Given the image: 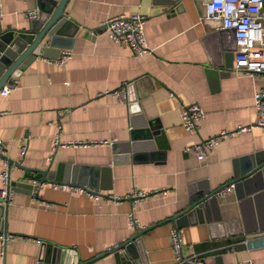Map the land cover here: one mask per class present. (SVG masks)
Instances as JSON below:
<instances>
[{"label": "crops", "instance_id": "0c3cea01", "mask_svg": "<svg viewBox=\"0 0 264 264\" xmlns=\"http://www.w3.org/2000/svg\"><path fill=\"white\" fill-rule=\"evenodd\" d=\"M52 1L57 0H0V27L27 30L30 18L24 11ZM134 12L145 16L150 51L142 55L114 43L99 28L109 16ZM204 14L199 0H179L177 10L166 0H67L64 16L72 24L71 40L61 43L71 47H52L43 54L40 46V53L54 58L69 49L71 57L61 66L35 57L13 75L14 84L0 98V138L5 142L0 168L12 159L55 172L57 182L84 179L93 186L88 181L96 178L95 188L124 198L93 200L46 185L35 194L33 188L20 187L4 213L0 209V229L17 235L7 243L0 264H37L43 241L64 248L74 262L92 258L85 264H127L108 247L128 242L136 256L133 264H173L172 224L182 233V253H198L205 264H264V228L244 229L234 188L218 196L202 220L182 217L192 195L235 182L245 157L264 150V129L254 125L252 107L253 91L264 79L231 70L232 29L202 19ZM126 81L132 82L125 103L110 91ZM191 101L205 112L195 132L180 123V105ZM145 120L160 125L163 134L157 142L143 138L146 132L139 125ZM58 131L60 141L108 142L54 149ZM222 131L226 134L202 159L185 150ZM131 137L133 151H121ZM22 174L10 166V180L32 183ZM134 187L165 193L133 201L125 195ZM131 208L138 229L126 223ZM252 223L264 225V211Z\"/></svg>", "mask_w": 264, "mask_h": 264}, {"label": "built area", "instance_id": "2783aa9c", "mask_svg": "<svg viewBox=\"0 0 264 264\" xmlns=\"http://www.w3.org/2000/svg\"><path fill=\"white\" fill-rule=\"evenodd\" d=\"M205 10L202 19L218 22L222 28L232 29L234 39V62L231 70L236 74H246L250 77L260 75L264 79V0H199ZM1 5V3H0ZM37 14V9H29L24 11V15L32 18ZM145 16L139 12L131 14L119 13L109 16L101 21L99 28L106 33L108 38L114 43L124 44L128 46L135 55H142L149 52L150 49L146 43L144 34ZM35 57H40L48 63L58 66L63 65L70 57L71 51L64 49L57 57H45L40 53V46L34 50ZM20 70L15 72L18 75ZM14 74V75H15ZM132 81L123 82L119 87L110 91L113 97L118 101L127 102L128 86ZM9 86L4 85L0 89V98L6 95ZM172 96L173 93L169 92ZM252 107L256 118L254 125L264 129V84L254 89L252 94ZM2 113V110H0ZM204 109L196 102L191 101L180 105L179 115L180 123L185 130L195 132L198 124L204 118ZM241 129L243 127H240ZM226 133L224 131L217 135H213L200 141L189 144L185 147L186 151H192L197 159H202L206 152L214 148L219 139ZM106 139L94 140H76L69 139L66 141L59 140V131L56 132L53 140V148L60 144L65 145H90L107 143ZM26 146L23 144L20 154L23 155ZM5 142L0 138V159L4 157ZM5 158V157H4ZM0 203L7 205L13 194L10 187V167L4 162L0 168ZM35 194L42 186L51 188H62L70 192L82 194L90 199L98 200L100 198L118 200L124 197L116 196L110 193L104 194L101 190L78 182L66 181L57 182L46 180L38 182L32 180ZM234 188V182L229 181L220 186L211 195L216 197L224 196L231 192ZM158 192L165 193L164 189H140L134 187L132 191L125 195L133 201L144 199L147 195L156 194ZM126 223L132 229L140 228V223L136 217L135 210L131 208L126 213ZM17 235L0 229V255L5 251L7 243ZM170 249L172 251L173 264H205L203 258L198 253H182L183 237L177 225L172 224L169 229ZM40 242V240H37ZM119 244H113L108 250L116 248ZM237 264H256L251 260L240 261Z\"/></svg>", "mask_w": 264, "mask_h": 264}, {"label": "water", "instance_id": "95a60500", "mask_svg": "<svg viewBox=\"0 0 264 264\" xmlns=\"http://www.w3.org/2000/svg\"><path fill=\"white\" fill-rule=\"evenodd\" d=\"M166 2L173 6L174 10H177L179 0H166ZM66 3L67 0H57L52 1L47 7H38L36 16L29 20V29L27 30L2 29L0 27V89L4 85L11 86L14 84L13 75L17 70L22 69L35 59L34 50L37 46H42L43 54L52 47H71L69 43L67 45L61 43L63 39L71 40L69 27L72 24L64 16ZM139 126L142 131L146 132L144 139L153 138L157 142L158 137L163 134L159 124H152L145 120ZM133 141L135 139L131 137L129 145L124 142L121 151L125 152L130 148L133 151ZM115 148H117L116 145H114ZM246 158L245 167L235 174L234 192L236 197L240 199L241 206H243L244 229L264 228V225L252 223L254 217L258 220V216L264 211V150ZM7 162L9 167L14 164L21 169L23 171L21 178L24 179L32 178V180L43 182L59 178L55 172L34 169L12 159H7ZM78 180L86 184V180ZM88 183L93 187L99 184L96 178L89 179ZM10 187L13 191L19 190L20 187H26L31 191L33 184L23 180H10ZM211 194L210 191H200L192 195L190 197L191 206L183 213L182 217L194 216L197 221L207 217L208 206L217 201V197ZM0 209L4 213L5 205L0 203ZM3 213L0 212V218ZM132 245L131 242L122 243L110 251L122 262L133 264V259L136 256L132 254ZM90 260L92 258L74 262V259L68 256L64 248L43 241L40 244L37 264H85Z\"/></svg>", "mask_w": 264, "mask_h": 264}]
</instances>
